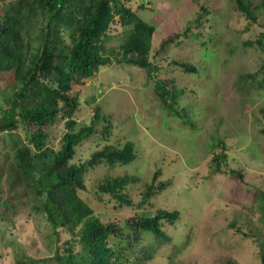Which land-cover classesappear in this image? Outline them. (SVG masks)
Listing matches in <instances>:
<instances>
[{"label": "rangeland", "instance_id": "obj_1", "mask_svg": "<svg viewBox=\"0 0 264 264\" xmlns=\"http://www.w3.org/2000/svg\"><path fill=\"white\" fill-rule=\"evenodd\" d=\"M16 2L5 0L4 13ZM250 2L256 20L235 0H128L156 27L149 60L158 69L150 73L115 61L122 56L120 45L129 28L117 16L104 42L108 52L114 51V63L101 67L85 85H74L80 98L75 130L91 124L96 105L105 117L77 146L71 163L80 165L107 145H135V160L89 167L83 176L86 187L78 190L103 222L121 226L122 232L109 240L130 259L128 264H263L264 0ZM40 25L38 21L33 30ZM178 33L182 37L162 49V41ZM65 37L69 42L68 34ZM175 61L195 64L199 71L186 72ZM158 78L175 85L176 111L157 95ZM16 85L7 72L0 74V119ZM109 124L107 135L103 129ZM34 130L20 123L14 131H0V192L2 200L14 206L9 221L1 217L0 208L2 264H19L15 244L26 264H62L58 251L64 253L67 242L78 239V229L51 225L34 185L14 179L16 148L27 143ZM66 130L64 119L46 128L47 145L58 149ZM217 154L226 155L221 172L213 160ZM233 169L244 178L232 174ZM159 170L157 184L169 182L168 187L140 203ZM114 177L129 178L125 192L132 205H122L99 190ZM160 208L181 212L176 223L164 224L170 238L144 231L135 240L128 219L154 216ZM80 244L76 241L75 249Z\"/></svg>", "mask_w": 264, "mask_h": 264}, {"label": "trees", "instance_id": "obj_2", "mask_svg": "<svg viewBox=\"0 0 264 264\" xmlns=\"http://www.w3.org/2000/svg\"><path fill=\"white\" fill-rule=\"evenodd\" d=\"M4 1L0 0V74L7 72L17 85L10 107L0 119V131H14L20 123L35 128L29 134V141L16 148V165L12 166L14 179L20 178L34 185L42 197L41 208L55 229H78V239L68 241L64 253L58 251L62 264H128L130 259H126L109 240L112 235L122 232L121 226L116 222H103L80 197L78 190L86 187L83 176L89 167L102 162L111 166L124 165L135 160V145L132 141L126 142L122 148L107 145L88 161L80 165L71 163L77 146L96 131L98 122L105 117L96 105L91 124L76 131L75 113L79 109L80 98L73 90L74 85H85L101 67L114 63V51L108 52L104 42L117 16L121 25L129 28L125 41L120 45L122 56L115 61L138 65L150 73L158 69L149 60L156 27L141 18L128 5V0H17L8 7L10 13H4ZM235 1L243 12L256 20L250 0ZM38 21L41 25L35 31L33 26ZM181 37L180 33L168 36L162 41V49ZM174 63L189 73L199 71L195 64ZM174 89L173 83L156 79L155 91L172 112L176 111ZM59 119L65 120L67 130L62 136L61 146L54 149L47 145L49 136L46 128ZM110 129L111 125H106L104 134H110ZM225 158V154L213 157L217 171L221 172V162ZM160 173L159 170L154 174L140 203L168 187L169 182L157 184ZM231 173L244 178L236 169ZM129 183L128 177H114L102 183L99 190L122 205H132L131 196L125 192ZM2 199L0 192L1 217L9 221L14 206ZM180 215L179 210L160 208L154 216L130 217L127 226L133 230L137 241L144 231L168 240L170 236L164 230V224L176 223ZM76 241L81 243L78 250L74 245ZM13 251L19 264H26L20 246L15 244ZM140 251L144 253L146 249ZM262 257L264 264V253Z\"/></svg>", "mask_w": 264, "mask_h": 264}, {"label": "built area", "instance_id": "obj_3", "mask_svg": "<svg viewBox=\"0 0 264 264\" xmlns=\"http://www.w3.org/2000/svg\"><path fill=\"white\" fill-rule=\"evenodd\" d=\"M0 264H2V261H0Z\"/></svg>", "mask_w": 264, "mask_h": 264}]
</instances>
